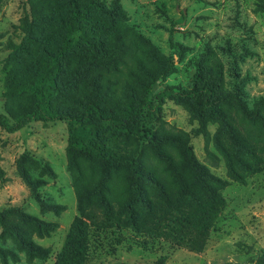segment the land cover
Masks as SVG:
<instances>
[{
    "label": "trees",
    "instance_id": "trees-1",
    "mask_svg": "<svg viewBox=\"0 0 264 264\" xmlns=\"http://www.w3.org/2000/svg\"><path fill=\"white\" fill-rule=\"evenodd\" d=\"M24 2L20 38L7 43L2 63L0 128L14 132L35 119L66 124L65 168L77 215L52 264H85L84 216L91 207L106 223L121 222L135 233L200 253L225 205L220 190L228 182L196 159L184 132L142 134L141 115L160 109L165 98L182 105L197 122L194 133L201 135L205 153L210 143L226 177L243 184L245 176L264 168V95L248 104L237 86L224 89L221 62L212 54L196 62L191 88L165 85L152 91L171 72L173 60L129 28L119 0ZM254 9L264 12V0H255ZM208 123L215 124L212 133ZM108 137L117 138L119 151L105 144ZM15 169L40 213L64 210L39 196L41 176H55L48 164L39 166L22 152ZM54 228V222L18 206L0 209V240L9 239L28 257L46 256L48 249L32 235L41 238ZM16 258L0 246V264ZM165 259L160 255L154 264ZM252 260L264 264V248Z\"/></svg>",
    "mask_w": 264,
    "mask_h": 264
},
{
    "label": "rangeland",
    "instance_id": "rangeland-1",
    "mask_svg": "<svg viewBox=\"0 0 264 264\" xmlns=\"http://www.w3.org/2000/svg\"><path fill=\"white\" fill-rule=\"evenodd\" d=\"M108 2V0H105ZM127 15L129 28L147 38L158 52L173 60L171 72L157 80L152 91L165 85L189 89L193 84L196 62L212 54L221 62L223 88L236 86L248 104L264 95V12L254 9L255 0H119ZM27 10L24 0L0 1V113L4 69L2 63L8 53L7 43L17 42L19 18ZM136 53L133 49V54ZM144 57L143 54H141ZM132 61V59H130ZM152 63H150L151 65ZM150 99L154 102L149 94ZM197 122L185 108L165 98L160 109L140 118L142 134L170 131L188 137V144L196 159L209 170L227 180L220 190L225 205L217 216L204 249L192 253L160 238L135 233L119 223H106L95 207L84 216L87 228L88 255L85 264H154L166 255L163 264H256L252 259L264 248V168L244 177L243 184L228 179L219 154L208 144L203 149L201 135L195 134ZM210 133L215 124H207ZM106 134V133H105ZM143 138L138 140L140 144ZM66 124L62 120L35 119L14 132L0 128V209L18 206L38 219L55 223L47 235L32 240L48 249L45 257H28L9 240L0 246L16 254L7 264H52L59 251L69 223L77 215L70 175L65 168L64 147ZM117 151V138L105 142ZM27 153L40 165L46 163L55 176H41L44 184L38 187L44 202L64 205V210L40 213L37 202L16 173L15 160ZM32 177H39L38 169L30 168Z\"/></svg>",
    "mask_w": 264,
    "mask_h": 264
}]
</instances>
